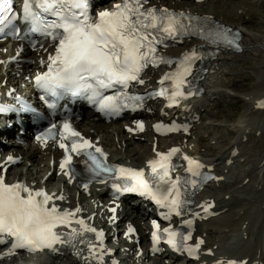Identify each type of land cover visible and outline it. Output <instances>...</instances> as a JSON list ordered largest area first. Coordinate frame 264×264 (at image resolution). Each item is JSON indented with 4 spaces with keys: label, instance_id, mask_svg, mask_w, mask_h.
Wrapping results in <instances>:
<instances>
[{
    "label": "snow or ice",
    "instance_id": "obj_1",
    "mask_svg": "<svg viewBox=\"0 0 264 264\" xmlns=\"http://www.w3.org/2000/svg\"><path fill=\"white\" fill-rule=\"evenodd\" d=\"M145 3L146 0H120L111 9L99 11L92 17L89 14V0H23L22 15L19 17L12 8L0 7V32L19 18L28 25L30 33L50 38L55 43V55L48 58V71L37 75L36 86L52 96L64 92L83 95L98 104L99 111L115 116L125 109L135 111L137 107H142L143 98L125 91L106 96L102 90L116 86L127 89L132 82L142 84L141 73L149 64L173 63L157 51L158 46L166 40L196 35L212 43L239 48L238 34H232L223 26L217 27L211 17L145 8ZM200 58L196 50L185 53L176 62V70L166 73L161 79V83L171 81V87L162 88L154 95L166 96L172 105L194 95L187 78L192 74V65ZM259 106L264 107V102ZM49 107L55 108V104H49ZM138 127L143 130L139 122ZM154 127L159 130L163 126L157 124ZM166 127L168 131L179 130L180 127L187 131L186 125L173 123ZM55 128L53 124L37 139L45 142L53 135ZM60 136L62 140L72 141V153L87 157L86 170L92 178L108 177L114 181L112 187L117 192H138L151 199L165 210L161 213L165 219L172 215H183L191 203L190 188L194 190L202 182L219 179L202 171L205 165L188 156L183 159L187 161L186 172L189 175L172 178L170 173L175 169L172 158L180 153L179 148H172L167 153L157 152V159L148 161L150 175L146 176L143 169L108 165L102 149L95 147V151H91L94 146L80 137L68 121L61 125ZM59 146L65 149L60 168L65 170L64 175L71 182L75 175L71 169L72 157L68 145L60 143ZM8 159L11 161L12 157ZM99 182L103 183L104 180ZM83 187L86 189L87 183ZM63 199L62 195L49 194L42 188L34 190L19 182L6 183L4 176H0V244L6 243L5 235L12 240V251H37L54 248L57 244L74 248L79 242L87 245L93 259L103 261L107 250L97 252V248L103 249V232L88 225L83 218H76L80 208L60 209L54 203ZM208 207L211 205L204 210L207 211ZM110 211L114 213L116 209L111 208ZM185 223L190 225L191 221ZM65 228L68 230L64 231ZM153 229L154 244L166 237V242L174 250L185 251L189 256L194 255L203 243L198 240L195 245H189L186 241L191 239V232L185 234L171 227L160 230L155 220ZM134 231L129 226L128 233ZM89 233L95 234V240L86 239ZM228 264L238 262L229 261Z\"/></svg>",
    "mask_w": 264,
    "mask_h": 264
},
{
    "label": "bare ground",
    "instance_id": "obj_2",
    "mask_svg": "<svg viewBox=\"0 0 264 264\" xmlns=\"http://www.w3.org/2000/svg\"><path fill=\"white\" fill-rule=\"evenodd\" d=\"M154 2L150 4L182 9L193 13H205V15L213 17L218 21V19L215 18L218 12L212 8L199 12L197 9L188 6L184 1H179L174 5L167 3L164 0ZM193 3L196 4V2ZM220 11L225 13L223 16L228 17V19L231 18L229 16H235L239 19L237 22H235L233 18L227 21L240 26V21L243 20L241 16L246 14L247 5L240 3L233 8L224 7ZM241 34V51H219L212 57L200 58L195 61L196 66L200 65L202 68L206 67L207 69V72L202 79L204 88L197 100H194L195 97H192L186 102L184 111L185 117L183 120H188L192 124L190 136L181 133L180 135H174L172 141L175 142V144L180 145L181 150L184 152L182 158L188 156L193 160H199L205 165L206 170L214 172L219 179H213L212 182L210 181V183L207 182L208 184H204L198 192H195L192 205L184 210L183 215H172V219L169 221L173 223L191 217L195 222V225H197L205 219L219 225L217 227L215 224H212L210 225L211 229L215 228V230L218 229L220 232L237 230L241 232L243 229L245 232L242 233H246V238H248L251 235L252 226H255L260 218H263L262 223L258 228L259 231L257 233V238L254 240V243L251 242L253 247L251 245V247L247 248L252 251L249 252V255L246 257L244 256L245 252H242V254H235L233 251L228 250H224L225 252L216 251L218 246L215 248L216 250L213 249L216 242H210L204 234L196 233L191 242L196 244L198 240L203 241V243L199 245V248L196 249V252H203L205 255L204 258L191 260L192 257H190L188 253H183V255L180 256H164V260L161 263L159 262L156 264H170L169 262L174 261V258L176 257H180L185 263L193 262L197 264H228L229 261H236L238 264H264V206L262 208L260 205L257 206V202L260 199L264 200V183L261 184L264 179V157L260 158V156H258L259 152L256 149V146H252L253 148H246V153L248 150L251 151L249 155L243 153L242 145L243 141L245 139L248 140L251 136V133L248 131L249 129H253L254 135L260 129H264V107L259 106L264 102V71L261 70L257 75V80L259 81L257 86H259V88H255V85H253L252 90L246 96L251 104V108L248 107L245 109V114L248 115V117L243 122V125L237 129L239 133L232 143H228L224 149H220L211 157H205L210 161L209 163H205L201 159L196 158V155L200 153V148L203 147L200 139L197 140L195 145L188 143L190 141L189 139L194 135L197 129V119L201 118L200 107L202 105L200 103L202 101L208 102L209 105V101L215 97L216 93H232L230 86L237 84V81L229 80L226 82L227 88L219 90L216 85L211 86L207 81H209L211 77H215L216 79L217 77H220L218 73L219 69L224 66L227 61L233 62V59L235 61V58L241 56H253L255 61H259L261 65L264 64V39L245 31H242ZM178 42H181L182 46H178L176 49L169 47L166 51L171 53L175 50L180 55L188 53L191 50L197 51L207 43L205 39H183L181 41H175L173 45L178 44ZM20 46V43H0V90L7 95V98H9L10 101H13L16 96V92L10 91V89L15 87L18 80L21 82L22 77L32 72L34 68H37V61L31 63L27 61V59L36 60L39 56H43L41 51H30L24 46L18 51ZM199 54L201 56L204 55L202 50H199ZM152 73L151 71H148L146 73V78L156 79L159 77L155 72ZM217 90L218 92H216ZM85 112L83 118L78 121L79 129L82 130L86 136L91 137L92 140L99 143L104 148L107 158L111 162H126L130 165L136 166L145 164V166H148L145 162L146 158L144 156H153L155 152L161 150L160 148L163 145V142L161 141L158 142V149H152L154 140L150 132H146L145 128H143V132H141L142 134H139L136 131L132 132L129 128L124 129L120 122L106 123L100 119L102 118L101 116L98 115L100 118L97 117V115L93 114L90 110H85ZM22 119L23 117L19 116V121H22ZM126 123H130V121H127ZM7 133L12 132L9 131ZM21 137L23 141H25L24 144L17 140L21 139ZM21 137L18 135L14 138L13 136L11 141L6 142L4 145L0 144V162L4 161L2 165H0V176H4L5 181L19 175L30 181L34 180L36 182L43 178L46 183L61 178L63 183H61V181L56 182V184L60 183L61 185H55L54 187L65 188L64 190L69 194L66 199L73 201L68 202L66 200L64 202L66 209L75 210L77 207L80 208L82 216H85L94 226L102 230L103 236L106 240H109V237L116 233L115 223L119 221V216L120 221L121 218H127V204L136 210L145 212L148 215V220L143 224L139 223V225H136L135 233L131 234V237H129L130 240L124 241L117 246L116 256L115 254L113 255L114 252L109 251V246L105 244H103L101 252L107 250L104 253V257L108 258L109 263L115 261L116 264H146L142 262L145 255L143 256L141 253L140 246H138L136 240H143L146 244L148 234L143 228L148 224L150 215L158 217L165 210L154 204L151 208V212H149V205L147 203L136 198L129 199L127 196L126 199L120 200L123 204L122 206L117 200L108 195L106 189L101 186H95L94 183H89L86 189L82 188L80 184L84 181V177L83 173L80 171L81 169L76 170L77 174H75L71 178V182H69V177L65 176L64 171H60L58 166L59 160L62 157V154L58 149L53 146L44 148L37 142H34L29 135H22ZM144 137H148V139L145 144L142 145L143 148L138 149V144L136 145V143H139ZM9 157L20 160L18 169L22 172L21 169L25 168V171L17 174L16 169L11 174L10 164L6 167V172L3 171L4 165L9 163ZM76 161L79 162V159H76ZM209 164H212L213 168H210ZM240 167L241 171L238 169ZM32 170L36 173L34 177ZM243 171L246 172V175L240 178ZM230 173L234 175V183L241 187L240 190H232L230 185L225 183V179L231 177V175H229ZM236 174L238 175L236 176ZM246 177L248 178L246 179ZM258 178H260V180H258ZM220 184L224 185L220 186ZM210 185L213 186L210 187ZM105 198H107V202H103ZM232 202L240 204L235 211H232ZM208 205H211V207H208L207 211H205L204 208ZM111 208H115L116 211L114 213L111 212ZM251 211L252 215L248 218L247 215ZM99 212L100 215H102L103 223L101 220L99 221ZM226 212L229 214L222 216ZM137 221L141 222L143 220L137 218ZM205 223L206 222H204V224ZM222 228L226 229L222 230ZM145 248L146 250L148 249L147 244L145 245ZM161 249L162 255L163 252H165V249H163V247H161ZM147 252L149 253L148 250ZM84 254L85 252L81 251L80 248L74 249L61 247L59 252L54 253L50 258L53 260L66 259L70 261L71 264H97L96 259H93L92 256L83 257ZM44 257L46 256L43 254L35 253L26 256L25 260L34 264H41V260ZM150 257L151 256H149V258ZM5 261H8V259H0V264ZM9 262L10 264L11 262L13 263L12 260H9ZM13 264H18V262L15 260V263Z\"/></svg>",
    "mask_w": 264,
    "mask_h": 264
},
{
    "label": "rangeland",
    "instance_id": "obj_3",
    "mask_svg": "<svg viewBox=\"0 0 264 264\" xmlns=\"http://www.w3.org/2000/svg\"><path fill=\"white\" fill-rule=\"evenodd\" d=\"M164 1L172 5H174L179 1H184L188 6L197 9L199 12L212 8L213 10H216L218 12L217 15L215 16L216 19H218L222 23L230 24L232 26H238V25L233 24L227 20H231V18H233V20L237 22L239 19H237L235 16L233 17L229 16L231 18L228 19V17L223 16V14L225 13H223L220 10L223 9L224 7L233 8L234 6L243 3L247 5V12L244 16H241L243 20L240 21L241 24L239 28L242 31H245L249 34H255L256 36L264 39V0H203L201 2H197L196 4H194L190 0H164ZM178 46H182V44L181 43L175 44L172 46V48L176 49L178 48ZM171 53L177 55L179 54L175 50H173ZM224 66H222L218 71L220 77H217V79L215 77H211V79H209L207 83L211 86L216 85L219 88V90L227 88L226 82L229 80L237 81V84L232 86L229 85L231 87L230 90L232 93H219L217 90L216 92L218 93H216V95L214 94L215 97L209 101L210 102L209 105L208 102L202 101L200 103L202 105V106L199 105L201 106L200 107L201 118L197 119L196 121L197 129L194 135L189 139L190 141L188 142L195 145L197 143V140L200 139L203 147L200 148V153L197 154L196 157L205 162L209 161L205 157H211L213 154H216L220 149H224L228 143H232L235 140L236 136L239 133L237 129L243 125V122L248 117V115L245 114L246 112L245 109L248 107L251 108V104L249 100L246 98V96L252 90L253 85H255V88H259V86H257V83L259 82L257 80V75L261 70L264 71V64L261 65L259 61H255L253 56L251 57L241 56L235 58V61L234 59L233 62L227 61V63ZM248 131L251 133V136L248 138V140L245 139L243 141L242 144L243 153L249 155L251 151L248 150L246 153L245 152L246 148L248 147L253 148L252 146L254 147L256 146V149L259 152L258 156H260V158L264 157V130L260 129L255 135L253 129H249ZM147 139L148 137H144L143 139L140 140L139 143H136V145L137 144L139 145V146L137 145V148L142 149L143 148L142 145L145 144ZM11 140H12V136H9L6 138L5 141L8 142ZM238 169H240L241 171V167ZM21 170L22 172H24L25 168ZM245 171L242 172L240 178L246 175L247 171L246 172ZM32 172L34 177L36 173L34 170H32ZM238 174H236V176ZM229 175H231V177L225 179V183L230 185V188L232 190L235 191L240 190L241 187H239V185L234 183L235 181L233 178L234 175L231 173ZM247 178L248 177H246V179ZM258 180H260V178H258ZM263 183H264V179L262 180L261 184ZM221 185L224 184H220V186ZM212 186L213 185H210V187ZM237 193L241 195L239 192ZM68 201L73 202L70 199H68ZM258 205H260L262 208L264 206V200L260 199L257 202V206ZM231 206L233 207L232 211H235L240 206V204H237V202H232ZM227 214L229 213L226 212L222 216H225ZM251 215H252V211L247 215V217L249 218L251 217ZM100 217L101 216H99V219ZM262 219L260 218L256 222L255 226H252L251 235L248 238H246L247 235L246 233L245 234L242 233L245 232L243 229L241 230V232L239 230L230 231V232L229 231L220 232L218 229L217 230H215V228L211 229L210 225L215 224L217 227L219 225L217 223H213L205 219L199 222V224L195 226L196 227L195 233H202L210 242H216V244L213 246V249H215L218 246V249L217 250L215 249L216 251L225 252L224 250H228V251H233L235 254H242V252H245L244 256L247 257L249 255V252L252 251L247 248L251 247L252 243H254V240L257 238V233L259 231L258 228L262 223ZM204 222L206 223L204 224ZM225 229L226 228H222V230ZM122 235L123 234H121L120 237ZM118 244L113 245L115 249L117 248ZM138 246H142V254L143 256L145 255L144 263L155 264L157 262L161 263L164 260L158 257L148 258L149 256L147 257L146 252H144L145 250L144 241L142 240L139 241ZM116 254L117 252L115 253V256ZM204 256L205 255L203 254V252H197L195 254L196 258L194 257V259H202L204 258ZM0 259H8V261L2 262L1 264H10L9 260H12L14 263L12 257H2ZM41 262H42L41 264H71L70 261L66 259L53 260L49 257H44L41 260ZM13 263L11 262V264ZM169 263L197 264L193 262L185 263V261H182L180 257L174 258V261H170Z\"/></svg>",
    "mask_w": 264,
    "mask_h": 264
}]
</instances>
